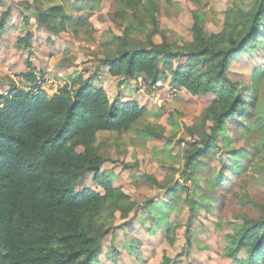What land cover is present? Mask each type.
I'll use <instances>...</instances> for the list:
<instances>
[{"label": "trees", "instance_id": "trees-1", "mask_svg": "<svg viewBox=\"0 0 264 264\" xmlns=\"http://www.w3.org/2000/svg\"><path fill=\"white\" fill-rule=\"evenodd\" d=\"M61 1L65 3L48 8L38 5L36 23L56 35L88 28V16L66 12L67 2L76 10L85 0ZM246 1L237 0L226 11L219 33H206L202 15L195 10L192 40L181 46L165 37L161 43L154 41L160 33L156 0H117L128 26L116 38V49L97 58L98 68L107 67L116 78L140 76L153 87L167 76L163 67H168L178 87L193 96H215L200 117L201 126L188 129L193 137L184 156L189 180L198 163L218 151L220 136L233 142L229 124L244 130L240 138L246 143L256 130L264 132V66L250 76L252 83L230 75L235 61L264 52V0ZM148 24L153 27L145 40L133 38ZM5 26L2 20L0 28ZM32 39L28 32L18 46L30 48ZM22 76L23 87L0 95V264H96L103 240L128 225L139 208L102 170L106 159L98 136L136 128L146 110L121 96L111 99L81 75L69 78L53 96L37 85L32 65ZM145 132L162 137L152 125H146ZM245 151L232 148L228 153L237 157ZM236 162L226 172L238 174L241 163ZM89 174L102 192L79 189ZM225 177L218 178L221 185ZM174 193L168 191L169 196ZM117 219L126 222L117 226ZM229 238L234 264H264V216L245 219ZM170 262L165 258L163 264Z\"/></svg>", "mask_w": 264, "mask_h": 264}, {"label": "rangeland", "instance_id": "rangeland-1", "mask_svg": "<svg viewBox=\"0 0 264 264\" xmlns=\"http://www.w3.org/2000/svg\"><path fill=\"white\" fill-rule=\"evenodd\" d=\"M156 1L160 33L154 41L161 43L165 37L182 46L192 40L195 10L202 15L206 33H219L226 11L237 0ZM60 3L65 2L0 0V23L7 24L0 28V95L14 86L23 87L22 75L32 65L37 85L50 96L69 78L81 75L111 99L121 96L124 102L135 101L145 108L136 128L98 136L97 145L106 159L102 170L139 208L128 225L117 219V226H122L103 240L96 264H163L165 258L171 260L169 264H234L228 252L229 236L245 219L264 216V132L256 130L246 143L240 138L244 130L229 124L233 142L220 136L218 151L202 159L193 180L187 179L184 156L193 139L188 129L201 126L200 117L215 96H193L178 87L168 67H163L167 76L153 87L143 77L123 80L111 76L107 67L99 69L97 58L116 49V38L125 34L129 23L117 0H85L76 10L73 2H67L66 12L88 16L89 26L78 33L67 30L56 35L36 23L35 8ZM152 27L148 24L146 31L133 33V38L145 40ZM28 32L33 34L32 47L20 48L18 40ZM261 66L264 52H257L235 61L230 75L252 83L250 76ZM146 125L155 126L162 137L152 138L145 132ZM241 147L246 150L241 156L230 157L228 150ZM236 160L241 163L238 174L226 172ZM223 175L221 185L218 178ZM85 187L103 191L91 174L79 189ZM170 190L174 195H168Z\"/></svg>", "mask_w": 264, "mask_h": 264}]
</instances>
